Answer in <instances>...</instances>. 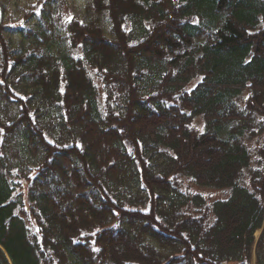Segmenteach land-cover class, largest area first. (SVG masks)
Wrapping results in <instances>:
<instances>
[{"label":"trees","instance_id":"1","mask_svg":"<svg viewBox=\"0 0 264 264\" xmlns=\"http://www.w3.org/2000/svg\"><path fill=\"white\" fill-rule=\"evenodd\" d=\"M18 8L0 0V264H264V0Z\"/></svg>","mask_w":264,"mask_h":264},{"label":"rangeland","instance_id":"2","mask_svg":"<svg viewBox=\"0 0 264 264\" xmlns=\"http://www.w3.org/2000/svg\"><path fill=\"white\" fill-rule=\"evenodd\" d=\"M34 1H36V0H12V12L14 13V16L17 17V23L20 22V20L22 18V14H21L18 7L29 6ZM68 1L70 3L75 2L77 9H80L81 7H83L86 4L87 0H68ZM16 8H17V10H16ZM61 14H63L64 17H69L70 15H72V9L68 3L62 2ZM198 81H199V79L194 80L191 83L190 88H193L198 83ZM100 86H101V84H100ZM101 89H102V86H101ZM194 125L199 130H203L204 120L202 118H198L197 120H195ZM252 146H253V143L250 144V147H252ZM182 183H183V188H187L191 192H198V193L203 194L206 197L207 202L209 204L211 202H213L214 200H217L220 198H226L230 194V189H228V188L217 189V188H213V187L200 186V185L195 184L188 177H183ZM260 233H261V230L260 229L257 230V233H256L257 237H259ZM253 264H256V258L253 259Z\"/></svg>","mask_w":264,"mask_h":264}]
</instances>
